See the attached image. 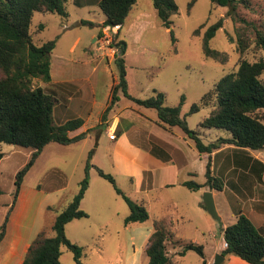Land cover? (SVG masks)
I'll return each mask as SVG.
<instances>
[{
	"label": "rangeland",
	"instance_id": "obj_1",
	"mask_svg": "<svg viewBox=\"0 0 264 264\" xmlns=\"http://www.w3.org/2000/svg\"><path fill=\"white\" fill-rule=\"evenodd\" d=\"M96 1L91 0L86 6L79 7L74 0H69L66 17L50 12L34 13L31 25L33 41L41 43L50 39L56 40L51 53V64L53 63L54 68L60 67L75 72L72 77L77 75L76 72L86 76V79H81L79 82H52L49 86L55 89L62 86L71 87L72 90H76L80 85L93 87L96 88L98 102L104 104L114 78L115 82L117 81L114 62L117 49L111 44L112 38L116 35L127 43L124 58L128 91L131 95L146 98L155 91H161L165 94L164 104L168 106L177 105L181 96H184L181 116H185L189 128L199 130L202 141L206 143L219 135H227L223 129L209 130L199 127L198 122L209 114L211 106H203L192 114L187 112L190 105L198 102L202 94L211 89L223 75L235 71L241 59L264 60V49L255 45L252 27L241 23L245 27L249 45L244 51L239 52L235 32L239 22H234L225 15L227 7L214 4L210 0H193L192 3V0H174L177 12L171 16V28H166L161 24L151 0H137L117 36V31L104 32L100 27L99 21L104 15ZM136 12H141L142 17L128 25ZM237 13L245 21L264 29V0H249L247 6L240 4ZM222 16H224L222 27L216 30L209 40L210 47L227 55L224 62H219L203 54L202 35L210 24ZM80 18H83L82 23ZM39 24L44 26L41 30H38ZM196 29H199L198 34L194 33ZM96 30L98 40L93 42L90 34ZM77 36L79 40L73 50H70ZM72 59L83 60L85 67L79 64L67 65L66 63ZM261 78L264 81V72ZM34 82L36 85H46L38 79ZM47 91L51 92V90ZM52 95L57 97L55 93ZM118 95L119 100L107 112L103 125L89 129L84 139L68 145L51 142L43 147L40 155L24 175L20 187L23 194L30 197L29 208L21 221L23 229H28L35 222L42 224V227L50 225L55 210L65 205L78 191L79 181L84 176L85 164L89 159L88 187L80 201V208L87 213V216L73 219L65 225L66 236L82 247V264H147L145 247L147 238L154 228V222L164 225L173 233V236L166 241V251L172 264H202V258L193 250H187L183 255L178 254L188 242L202 245L207 264H212L216 255L221 252L223 236L218 221L209 215L205 207L199 205L203 202L204 190L191 191L186 187H154L143 190L136 186L138 176L114 172L112 165V148L117 132L122 128L131 129L132 126L139 129L142 124H146L153 134L166 136L173 142L176 139L175 136L173 138V134L185 138L188 145L184 144L182 138L179 142L183 143L180 147L185 149L183 150L188 160V167L193 171L190 179L197 182L204 181L206 154H200L204 156L200 157L193 142L179 127H172L168 131V128L150 121L157 119L154 109L138 107L121 93ZM57 99L59 102L60 98ZM119 113H124L126 118L119 119L118 127L111 133L115 137L111 138L105 129L110 127L114 117ZM256 114L264 122V108L258 110ZM135 143L141 145V139L135 140ZM0 148L3 152V157L0 159L1 225L7 212L10 215L15 209L17 199L10 207L15 188L14 176L28 160L31 149L9 143H1ZM243 150H248L250 154L264 159V149ZM209 157L212 169L211 155ZM116 159L122 161L119 155ZM221 159L220 156L215 157L214 171L217 172L212 174L216 177H219L217 173L220 172L223 164ZM250 159L253 160V166L259 165L257 158L250 156ZM96 167L112 174L116 186L127 197L145 206L148 212L145 221L125 225L124 218L129 213L127 202L115 191L109 181L98 174ZM122 169L128 170L130 167L123 164ZM255 171L262 173L258 168ZM246 177L248 183L258 187L256 192L262 189L264 178L259 180L258 176L252 173ZM146 181L145 179V182L139 181V183L145 187ZM223 182L225 183L224 180ZM31 189L39 190L38 194L32 196ZM230 190L228 188V191ZM213 198L217 214L225 221L234 217L233 211L241 204L235 203L228 192L220 193ZM46 202H51L54 209L46 210ZM21 207L20 203L19 210ZM44 232L49 233L48 227L44 228ZM9 239L10 231L8 230L7 233L6 230V235L0 242V263L5 256ZM59 259L62 264H77L72 252L64 246H61Z\"/></svg>",
	"mask_w": 264,
	"mask_h": 264
},
{
	"label": "trees",
	"instance_id": "obj_2",
	"mask_svg": "<svg viewBox=\"0 0 264 264\" xmlns=\"http://www.w3.org/2000/svg\"><path fill=\"white\" fill-rule=\"evenodd\" d=\"M69 0H0V144L9 143L31 149L26 163L14 176V192L12 207L17 199L24 175L40 155L43 147L51 142L62 145L77 142L85 138L87 131L69 135L81 127L83 120L80 117L67 119L57 124L53 120V107L58 102L41 85L35 84V79L43 83L50 81L51 53L56 40L50 39L41 43L33 41L31 25L35 12H50L66 17ZM97 5L104 15L100 27L105 25L125 24L126 18L137 0H97ZM212 3L227 7L225 15L234 22L237 35L236 46L239 52L244 51L249 41L245 32V25H250L254 32V43L264 49V29L240 18L237 7L247 6L249 0H210ZM161 24L171 28V16L177 12L174 0H151ZM193 0L191 1V3ZM190 3V4H191ZM224 16L210 24L202 35V52L207 58L224 62L227 55L210 47L209 40L216 30L222 27ZM243 23V24H241ZM38 25V30L43 28ZM173 39L172 29L169 30ZM199 29L194 31L198 34ZM112 46L117 53L114 62L117 69V81L111 85L110 99L103 118L112 105L119 100V93L132 101L138 107L154 109L157 123L166 128L179 127L189 138L199 154H208L204 181L193 179L181 181V185L189 190H199L207 187L216 191L223 189L224 182L220 177L212 174L209 155L223 145H232L241 149H264V122L256 114L264 108V81L261 78L264 72V60L255 61L241 59L235 71L223 75L211 89L204 92L198 102L190 105L187 114L197 112L203 106H211L209 114L198 122L204 129H223L227 136H218L214 140L202 141L199 130L188 127L185 116H181V105L184 96H181L177 105L164 104L165 94L155 91L146 98H137L128 91L126 79L125 58L127 43L116 35L112 38ZM47 91V92H46ZM120 132H117L119 135ZM92 152V151H91ZM89 153V156L91 154ZM3 152L0 148V159ZM87 159L84 176L79 181L78 191L55 214L49 226H43L27 247L19 264H62L59 257L61 246L72 252L77 264H82V247L70 241L65 234V225L73 219L87 216L80 208V201L88 187ZM98 174L109 181L115 191L122 195L127 202L129 213L124 218L125 225L131 222H142L148 218V212L142 203L135 202L127 197L115 184L112 174L96 167ZM201 206L204 208L203 202ZM54 209L47 205L46 210ZM9 213L7 212L0 225V242L4 237ZM48 227L49 233L44 232ZM52 233V235H51ZM226 246L220 252L223 256L235 255L249 264H264V234L256 227L251 217L242 213L236 216L235 221L227 224L221 230ZM173 233L164 225L154 222V228L147 238L145 253L147 264H172L166 251V241ZM187 250H193L202 258V264H207L203 246L193 242L186 243L178 252L183 255Z\"/></svg>",
	"mask_w": 264,
	"mask_h": 264
},
{
	"label": "crops",
	"instance_id": "obj_3",
	"mask_svg": "<svg viewBox=\"0 0 264 264\" xmlns=\"http://www.w3.org/2000/svg\"><path fill=\"white\" fill-rule=\"evenodd\" d=\"M90 1L91 0H74V2L79 7L86 6V4L90 3ZM141 17L142 13L136 12L134 17L129 20L128 25H131L132 21L136 19L139 20ZM104 18L99 21V24L103 22ZM79 20L80 23L83 22V18H80ZM121 29L122 26L117 30V36L119 35ZM96 33L97 30L90 34V36H92L93 38V42L96 41V39L98 40ZM77 38H79V36L74 39L69 48L70 50H73L74 45L77 44L79 40ZM66 64L72 66H76L77 64H79L85 67V63L83 60L81 61V59H72V61L69 60V62H67ZM74 73L75 72H71V70H64L60 67L54 68V65L52 63L50 68V81L46 82L45 86H42L46 87L47 90H51L52 94L55 93L56 96L60 98L59 102H57V104L53 107V120L55 123L60 124L65 122L67 119L74 117H80L83 120V124L81 125V127L76 130L69 131V135H74L82 131L98 127L100 125L102 126L103 122L106 119V114L109 110L106 112L104 118L103 113L107 108L110 99V90L107 94L105 103L102 104L97 100L98 96L96 97V88H89L88 86L80 85L76 90H72L71 87L62 86L59 89H55L49 86L52 82H79L81 79H86V76H84V74L83 76L82 74L80 75L79 72H76L77 75L75 77H72ZM113 82H115V78ZM52 89L54 90L52 91ZM123 117L126 118L124 113H119L118 116L114 117V120L112 121L110 127H108V129H105L108 135L114 132V130L118 127L119 119H122ZM156 120L157 119H150V121H153L156 125H159ZM142 125L143 126H140L139 129L135 126H132L131 129L129 127L122 128L119 131V135L114 138L115 144L112 148V165L114 168V172H123L128 176L133 177L135 175L138 176L136 186H138L140 189L143 188V190H150L154 187H184L180 182L190 179V177L193 175L192 169L188 167V160L184 151L185 149L183 148V150L180 147V145L183 146V143L179 142V139L182 138L184 144H187V141L185 142L184 140L185 138L179 134L178 136L176 134H173V138L174 136L176 137V139H174L176 142L175 143L167 139L166 136H158L156 134H153L146 124ZM167 130L170 131L171 129L168 128ZM139 139H141V145L135 143V140ZM119 150L124 151L120 152ZM247 151L248 150H243L241 148H237L227 144L213 151L210 154L212 162V172L213 174H215L214 172H217L214 171L215 157H222L221 161L223 164L220 172L217 173V176L221 177L225 181V183L221 191H216L207 187L200 188V190H210L213 196L228 192V194L230 193V196L232 197L231 199L235 200V203H241L238 209L236 208L233 211L234 217H230V221H225L221 217L223 227L235 221L236 216L242 213L248 217H251L255 222L257 229L262 234H264V185H262V189H260L259 192H256V188L258 187L255 186V184H252L250 182L248 183L246 177V175L252 173L256 174L259 180L264 178V159H260L259 157L250 154ZM117 155L122 157L124 166L130 167V169H122V161L116 159ZM199 156L204 157L200 154ZM250 156H252L253 158H257L259 165H257L256 167L253 166V160L250 159ZM207 157L208 154H206L205 156L206 160ZM256 168L261 169L262 173H257L255 171ZM145 179L147 180V183L145 187H142V183H139V181L145 182ZM228 188L231 190L228 191ZM38 192L39 190L37 189H31L30 191L32 196L38 194ZM29 198L30 197L26 196V194H23V191L20 189L17 196L15 209L9 215L6 230L7 233L8 230L10 231V239L8 247L5 251V256L2 260V262L5 264H19L27 250L28 245L33 240L37 232L42 228V224H38L37 222H35V224L33 223V225L28 227V229H23L22 227L21 221L23 217H25L26 211L29 208ZM20 203L22 204V210L21 208L19 210ZM50 203L51 202H46V206L51 205ZM199 205H201V203ZM6 230L4 236L6 235ZM225 246L226 243L224 242V239H222L220 251H222ZM2 262L0 264H3ZM221 264L249 263L245 262L235 255H228L226 257L224 256Z\"/></svg>",
	"mask_w": 264,
	"mask_h": 264
},
{
	"label": "water",
	"instance_id": "obj_4",
	"mask_svg": "<svg viewBox=\"0 0 264 264\" xmlns=\"http://www.w3.org/2000/svg\"><path fill=\"white\" fill-rule=\"evenodd\" d=\"M202 201H203V204L206 208V211L209 213V215H211L215 220L218 221V223L220 225V230H222L223 226H222L221 218L217 214V211L215 209L214 198H213L212 192L210 190H205L203 192ZM223 258H224V256L221 254L216 255V258L212 264H220L221 261L223 260Z\"/></svg>",
	"mask_w": 264,
	"mask_h": 264
},
{
	"label": "built area",
	"instance_id": "obj_5",
	"mask_svg": "<svg viewBox=\"0 0 264 264\" xmlns=\"http://www.w3.org/2000/svg\"><path fill=\"white\" fill-rule=\"evenodd\" d=\"M103 28V31L104 32H107V31H113V32H116L117 30H118V28H119V25H105V26H103L102 27ZM110 136H111V138H114L115 137V135H113V134H110Z\"/></svg>",
	"mask_w": 264,
	"mask_h": 264
},
{
	"label": "bare ground",
	"instance_id": "obj_6",
	"mask_svg": "<svg viewBox=\"0 0 264 264\" xmlns=\"http://www.w3.org/2000/svg\"><path fill=\"white\" fill-rule=\"evenodd\" d=\"M119 29V28H118Z\"/></svg>",
	"mask_w": 264,
	"mask_h": 264
}]
</instances>
